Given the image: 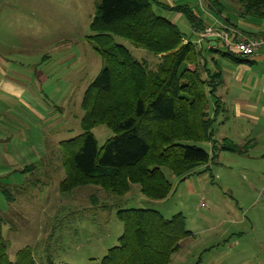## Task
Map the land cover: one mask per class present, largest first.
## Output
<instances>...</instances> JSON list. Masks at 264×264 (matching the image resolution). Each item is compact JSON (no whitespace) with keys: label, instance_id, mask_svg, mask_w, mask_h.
Returning a JSON list of instances; mask_svg holds the SVG:
<instances>
[{"label":"rangeland","instance_id":"rangeland-1","mask_svg":"<svg viewBox=\"0 0 264 264\" xmlns=\"http://www.w3.org/2000/svg\"><path fill=\"white\" fill-rule=\"evenodd\" d=\"M95 1L0 0V149L7 151L6 160L0 159L5 166H0V231L8 257L13 260L29 245L35 264H96L118 244L123 226L116 206H121L185 217L191 235L179 242L169 264H264V140L257 143L244 126L224 123L225 109L213 124V138L246 143L243 153L219 151L185 180L162 168L172 183L164 199L146 197L136 183L122 196L95 185L59 191L64 177L59 142L81 133L83 93L103 66L87 39ZM189 1L192 11L203 13L198 0ZM156 8L175 20V10L169 15L153 3ZM175 21L186 37L195 38L183 13ZM113 39L149 70L156 69L157 55ZM218 61L223 69L230 62ZM225 88L219 86L217 95L232 113ZM92 132L99 147L113 134L102 124ZM201 147L210 151L209 143ZM30 165L34 168L26 169ZM3 187L13 193L11 202Z\"/></svg>","mask_w":264,"mask_h":264},{"label":"trees","instance_id":"trees-1","mask_svg":"<svg viewBox=\"0 0 264 264\" xmlns=\"http://www.w3.org/2000/svg\"><path fill=\"white\" fill-rule=\"evenodd\" d=\"M237 2L243 16L264 19V0ZM153 3L166 8L159 0L94 2L87 39L103 66L83 93L81 133L59 142L62 194L95 185L122 196L136 183L146 197L164 199L172 183L162 168L183 180L195 167L208 166L219 151L243 153L246 143L213 138V124L224 110L216 94L223 83L218 58L235 64H251L252 59L230 50H203L176 23L156 13ZM172 9L183 13L195 31L205 27L187 4ZM113 35L159 56L156 69L149 70ZM99 124L113 133L100 147L92 132ZM204 143L210 151L201 147ZM1 192L12 199L8 188ZM116 208L122 233L96 264H169L179 242L191 235L181 213L166 218L151 208ZM5 246L0 231V264H35L31 246L17 250L13 260Z\"/></svg>","mask_w":264,"mask_h":264},{"label":"crops","instance_id":"crops-1","mask_svg":"<svg viewBox=\"0 0 264 264\" xmlns=\"http://www.w3.org/2000/svg\"><path fill=\"white\" fill-rule=\"evenodd\" d=\"M159 2L163 3L166 8L162 7L160 4H157V7L168 9L170 11L169 15L173 13L172 10L174 9H172V7L176 6L177 3L180 4L179 2H185L183 4L187 5L190 2L191 6H189L191 8L196 7L195 3L191 1L186 2V0H168L171 5L163 2V0H159ZM205 2L206 3H204V0H198L197 3L198 6L200 5L203 9L202 14L199 10L196 11L193 9V12L202 19V24L205 25V27L210 25L219 34H215L211 37L209 36L197 45L203 50H207L208 48L228 50L235 38L241 36H264V19L243 16L238 2H235L233 5L228 4L227 1L226 3H221L217 0H205ZM155 11L160 14L163 12L159 8H156ZM180 15L181 12L175 10V20L180 17ZM167 18L170 19L169 17ZM170 20L176 23L174 19ZM198 32L199 31H195L192 28V33L195 38L187 37L192 41H197ZM227 40L229 41L226 42ZM251 59L252 63L247 64V66L227 61L228 64H223L225 69L220 67L223 73V83L220 86H226L224 89L226 98L230 100V105L234 106L232 113H229L227 107L224 108V112L226 113L223 115L222 121L227 124L244 126L246 132L252 134L251 137L253 139L255 138L258 143L259 140H264V51H260L258 54L251 57ZM218 88L216 94L218 93ZM10 92L14 93L15 91L12 90ZM223 104L225 103L223 102ZM219 115H221V113ZM240 143H243V140H240ZM1 144L2 139H0V146H2ZM262 149L263 153H261V155H264V147ZM6 156L7 151L0 149V159L4 157V160H6ZM3 164L4 162L0 164V166L4 169L5 166ZM33 168L34 167L30 165L26 169L31 170ZM24 169L25 168H23V170ZM17 170H20V168L14 169V171ZM186 178H188V176ZM5 188L9 189V187ZM14 188L17 187L14 186ZM11 200L9 201L11 202Z\"/></svg>","mask_w":264,"mask_h":264},{"label":"built area","instance_id":"built-area-1","mask_svg":"<svg viewBox=\"0 0 264 264\" xmlns=\"http://www.w3.org/2000/svg\"><path fill=\"white\" fill-rule=\"evenodd\" d=\"M219 34L216 32L210 25L206 26L198 34V39L196 43H200L204 38L209 36ZM226 40V37L224 36ZM187 40L184 39V42ZM227 40L226 42H228ZM230 49L237 55L243 57H253L258 54L260 51H264V36H241L235 38V40L230 44Z\"/></svg>","mask_w":264,"mask_h":264},{"label":"bare ground","instance_id":"bare-ground-1","mask_svg":"<svg viewBox=\"0 0 264 264\" xmlns=\"http://www.w3.org/2000/svg\"><path fill=\"white\" fill-rule=\"evenodd\" d=\"M205 28V27H204ZM203 28V29H204ZM202 31V30H201ZM201 31H199V32H201ZM199 32H198V34H199ZM211 37V36H210ZM205 39V38H204ZM195 43H196V41H194ZM196 44H199V43H196ZM228 50H230V51H232L230 48L228 49ZM233 52V51H232ZM234 53V52H233ZM251 58V57H250Z\"/></svg>","mask_w":264,"mask_h":264}]
</instances>
